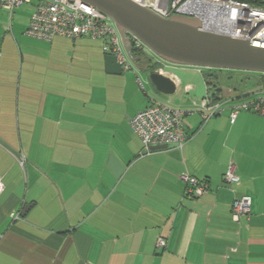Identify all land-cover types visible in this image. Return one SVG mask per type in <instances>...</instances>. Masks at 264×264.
Returning <instances> with one entry per match:
<instances>
[{
	"label": "crops",
	"instance_id": "obj_1",
	"mask_svg": "<svg viewBox=\"0 0 264 264\" xmlns=\"http://www.w3.org/2000/svg\"><path fill=\"white\" fill-rule=\"evenodd\" d=\"M16 11L0 37V264H264V118L232 123L226 107L205 121L201 110L210 90L231 106L259 85L242 91L230 83L238 71L170 65L177 90L165 95L146 51L109 74L102 41L30 37L33 8L15 24ZM153 101L187 112L182 149L143 155L131 121ZM232 161L239 181L228 186ZM185 174L209 191L187 196ZM243 195L252 213L237 222Z\"/></svg>",
	"mask_w": 264,
	"mask_h": 264
},
{
	"label": "built area",
	"instance_id": "obj_2",
	"mask_svg": "<svg viewBox=\"0 0 264 264\" xmlns=\"http://www.w3.org/2000/svg\"><path fill=\"white\" fill-rule=\"evenodd\" d=\"M147 7L164 17L181 15L197 17L202 21L201 31L237 39L264 43V0L241 2L237 0H131ZM31 6L33 14L26 34L30 37L51 41L56 37L78 39L87 37L103 42V51L117 58L123 71L133 69V65L124 49L121 35L115 23L96 8L76 0H0V7L14 13L22 6ZM132 45L142 51H147L144 45L131 36ZM162 63V62H161ZM167 65V64H166ZM168 66V65H167ZM159 73L164 75V70ZM260 84L256 92L248 95L242 101L231 106L227 103H213L211 90L203 100L201 110L207 121L228 107L230 119L234 123L241 112L254 113L264 117V73L259 74ZM142 85V83H141ZM187 112L153 101L152 105L137 113L131 121L135 134L143 146V155L150 154L152 147L172 146L182 149L191 139L185 133L184 117ZM21 166L26 159L21 157ZM185 183V194L200 198L210 189L207 180L200 181L187 174L181 177ZM239 181L236 165L232 161L224 174L226 185ZM4 184L0 179V194ZM252 213V198L243 195L233 201L232 216L239 222L242 218H250ZM166 246V241L160 238L156 247L158 250Z\"/></svg>",
	"mask_w": 264,
	"mask_h": 264
},
{
	"label": "water",
	"instance_id": "obj_3",
	"mask_svg": "<svg viewBox=\"0 0 264 264\" xmlns=\"http://www.w3.org/2000/svg\"><path fill=\"white\" fill-rule=\"evenodd\" d=\"M79 1L98 9L115 23L125 50L132 60L131 36L138 39L163 64L207 70L264 73V43L204 32L200 30L202 21L197 17L175 14L164 17L131 0ZM105 60L109 74H122L123 70L115 56L107 55ZM150 80L162 94L172 95L177 90L175 82L158 71L151 73ZM167 147L155 146L152 151Z\"/></svg>",
	"mask_w": 264,
	"mask_h": 264
},
{
	"label": "rangeland",
	"instance_id": "obj_4",
	"mask_svg": "<svg viewBox=\"0 0 264 264\" xmlns=\"http://www.w3.org/2000/svg\"><path fill=\"white\" fill-rule=\"evenodd\" d=\"M16 10L17 11L15 12L14 17H13L14 18L13 23H15V24L17 22L23 20V19L29 18L30 12H28V10L32 11V7L25 5V6L20 7L19 9H16ZM3 11L4 10L0 7V37L5 34V32L3 31L4 28L6 26H8V27L10 26V20H11L10 17L12 16V14L10 12L5 13V11L4 12ZM9 34L12 35L11 32ZM4 51H5V54H7V55L11 52L10 49H4ZM145 53H147V55L149 57H151V61H152V64L154 65V68L164 69V71L168 70L167 65L161 63L162 61L157 56H155L152 52L147 50ZM102 55H103V59H105V54L103 52H102ZM168 66H170V65H168ZM215 72H219V71L215 70ZM238 74H240V77H241L240 80L241 81H239V82L235 81V82H230V83H232L231 85H233V84L238 85V87H240L242 89V91H252L257 87V85L260 84L259 73L238 71ZM146 88H147V90H150L148 88V86H146ZM256 116H258V115H256Z\"/></svg>",
	"mask_w": 264,
	"mask_h": 264
},
{
	"label": "trees",
	"instance_id": "obj_5",
	"mask_svg": "<svg viewBox=\"0 0 264 264\" xmlns=\"http://www.w3.org/2000/svg\"><path fill=\"white\" fill-rule=\"evenodd\" d=\"M237 1H241V2H251L252 0H237ZM133 46V57L134 58H139V57H142L143 56V51L142 50H139V49H137L135 46H134V44L132 45ZM148 69H156V68H154V65L153 64H151V63H149L148 64ZM213 71H215V70H205L204 72H206V73H210V72H213ZM219 71V70H218ZM207 77H209V76H207Z\"/></svg>",
	"mask_w": 264,
	"mask_h": 264
}]
</instances>
